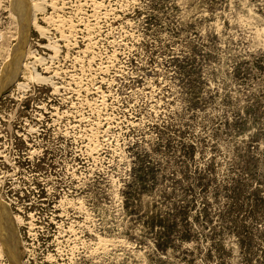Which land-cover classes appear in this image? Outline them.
<instances>
[{
  "label": "rangeland",
  "instance_id": "obj_1",
  "mask_svg": "<svg viewBox=\"0 0 264 264\" xmlns=\"http://www.w3.org/2000/svg\"><path fill=\"white\" fill-rule=\"evenodd\" d=\"M32 1L0 90L22 219L0 264H264V0ZM21 3L0 0V79Z\"/></svg>",
  "mask_w": 264,
  "mask_h": 264
},
{
  "label": "bare ground",
  "instance_id": "obj_2",
  "mask_svg": "<svg viewBox=\"0 0 264 264\" xmlns=\"http://www.w3.org/2000/svg\"><path fill=\"white\" fill-rule=\"evenodd\" d=\"M30 1V2H29ZM28 2H26L24 4V0H22V3H21V6H22V12L24 16L21 15V17L23 18V26H22V33H21V38H20V42L18 43V49L15 50V57L13 59V63L12 66L13 68L15 69V71H13L12 73L10 72L11 70V64H10V69H9V73H7L5 75V73H3L2 75V78L0 79V90L1 88H3L6 83H9L12 78H13V75L16 73V69L18 68V64H19V60H20V52L24 46V43H25V38H26V35H27V31H28V17H29V21H30V24H33L35 23V11L38 9V7L40 5H38V3L40 4V2L36 3V1H32L29 0ZM29 14V16H28ZM9 63V62H8ZM25 63V62H24ZM29 69V68H28ZM8 72V71H7ZM34 73V72H33ZM32 75V74H31ZM34 76V75H33ZM31 76V77H33ZM34 78H36L38 81H47L46 78L44 77H39V74H35ZM48 83V82H47ZM18 86L20 88H23L24 86L22 84H18ZM8 215L5 214L4 212V206L2 203H0V232H2V235H3V244H4V247L0 248V257H7L6 255H8L10 257V259L14 262H16L17 260V257H16V254L15 252H13V245L12 243L10 242V231H11V222L10 221H13L15 220L16 224H20L22 223V219L20 217H13L14 219H12V216H10V213L9 211L6 209Z\"/></svg>",
  "mask_w": 264,
  "mask_h": 264
},
{
  "label": "flooded vegetation",
  "instance_id": "obj_3",
  "mask_svg": "<svg viewBox=\"0 0 264 264\" xmlns=\"http://www.w3.org/2000/svg\"><path fill=\"white\" fill-rule=\"evenodd\" d=\"M11 147H12V145L8 149L7 143H0V154H1L0 156H3V159H0V162L3 163L2 165H4V163L7 160L9 161V158L12 156L11 151H10V149H12ZM14 148H16V147L14 146ZM5 151H6V153H5ZM18 152H19V150H18V148H16L14 156L17 154V159H18Z\"/></svg>",
  "mask_w": 264,
  "mask_h": 264
}]
</instances>
